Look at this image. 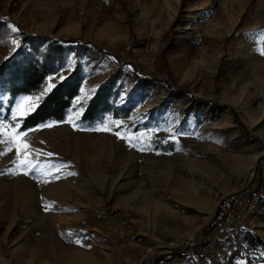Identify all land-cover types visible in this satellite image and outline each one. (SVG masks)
<instances>
[{
	"label": "rangeland",
	"instance_id": "rangeland-1",
	"mask_svg": "<svg viewBox=\"0 0 264 264\" xmlns=\"http://www.w3.org/2000/svg\"><path fill=\"white\" fill-rule=\"evenodd\" d=\"M0 21V65L19 57L23 34L76 38L161 80L125 79L127 116L108 115L113 131H96L101 123L81 116L115 64L86 65L84 52L85 80L65 120L25 137L41 150L34 161L59 169L11 174L15 148L0 143V264H264V0H0ZM75 65L69 52L38 95L10 102L0 93V141L21 123L17 104L40 97L37 106ZM229 194L243 202L240 223L204 234ZM245 233L261 239L260 251L244 247ZM178 248L184 257L157 260Z\"/></svg>",
	"mask_w": 264,
	"mask_h": 264
},
{
	"label": "trees",
	"instance_id": "trees-1",
	"mask_svg": "<svg viewBox=\"0 0 264 264\" xmlns=\"http://www.w3.org/2000/svg\"><path fill=\"white\" fill-rule=\"evenodd\" d=\"M18 47L16 54L19 57L5 60L0 65V93L9 96L10 102L19 95H38L44 89L48 77L60 70L69 52L73 53L76 61V65L66 79L62 83L58 82L57 87L43 96L34 110L21 119V130L34 128L49 121L65 120L68 110L80 95L85 80L86 75L80 64L84 52L87 53V60L84 61L86 65L102 57L111 58L115 64V70L85 105L80 120L84 125L104 122L108 115L115 118L127 116L128 109L119 102L121 91H130V86L124 83L125 79L131 78L138 85L141 82L161 81L142 75L133 64L122 62L106 49L82 39H50L45 36L23 34ZM165 86L172 90L170 85ZM258 182H253L252 185ZM211 225L209 223L203 228L204 234ZM241 240L247 248H258L261 245V239L250 233L243 234ZM184 254L185 250L178 248L172 250L170 254L157 257V260L168 262L176 257H184Z\"/></svg>",
	"mask_w": 264,
	"mask_h": 264
},
{
	"label": "snow or ice",
	"instance_id": "snow-or-ice-1",
	"mask_svg": "<svg viewBox=\"0 0 264 264\" xmlns=\"http://www.w3.org/2000/svg\"><path fill=\"white\" fill-rule=\"evenodd\" d=\"M12 31H17L16 28H13ZM262 44H264V35L261 36ZM16 44V41H13ZM260 54L264 55V46L260 49ZM66 79V77L61 76V83ZM57 85L49 84L45 88V92L54 89ZM40 97H36L33 100L31 97L25 98L23 101L19 102L16 106V110L11 113L13 121L17 119V117H25L31 110H34L36 107V101H38ZM25 103H27V107H25ZM79 103V100H77ZM68 123H72L73 127H76V124L73 123V117L70 115L68 117ZM116 123L117 127H120L119 122ZM52 126V125H48ZM0 127L6 128V125H0ZM21 124H16L13 131L11 133H5L4 140L0 141V143H5L9 146V151H12V148H15V160L13 163L15 164V169H10L11 174H16L18 171L23 170V174L32 175L33 177L40 178L42 176L47 175L46 170H50L52 168L59 169L60 165L57 164H44L32 159L33 156L39 155L41 150L34 149L31 147L30 143L25 139L27 136V130L20 131ZM96 131H113L112 128L109 127L108 124L101 122V126L95 128ZM115 134L118 138L127 139L131 146L135 147L137 143L140 142V138H134L131 136L121 135V132L115 131ZM140 150H144L141 148ZM52 153H47V156H52ZM72 173H69L71 175ZM60 176L54 175L51 176L50 179H59ZM45 182H48L47 180ZM50 206H45V209L48 210Z\"/></svg>",
	"mask_w": 264,
	"mask_h": 264
},
{
	"label": "built area",
	"instance_id": "built-area-1",
	"mask_svg": "<svg viewBox=\"0 0 264 264\" xmlns=\"http://www.w3.org/2000/svg\"><path fill=\"white\" fill-rule=\"evenodd\" d=\"M247 178H248V182L246 185L248 186L252 180V177H250V178L247 177ZM261 179H262V174H261ZM263 179H264V175H263ZM246 191L251 192L250 190H248V187H247ZM234 193H238V192H234ZM228 196L232 200L226 201L227 200L226 198L223 199L222 203L219 205L218 210L216 211V213H215V215L211 221L212 225H218L219 224L220 226L226 228V227L232 226V224H234L236 221L240 223V221L238 219L239 217L237 214V209L239 206H241L243 204V202L240 199H237V197L234 198L236 196V194H229ZM252 207H254V204ZM184 245L186 247H189V248L194 247L195 241H194L193 237H186V239L184 240ZM249 250L260 251L261 249L251 248ZM261 259H264V255L261 257Z\"/></svg>",
	"mask_w": 264,
	"mask_h": 264
},
{
	"label": "bare ground",
	"instance_id": "bare-ground-1",
	"mask_svg": "<svg viewBox=\"0 0 264 264\" xmlns=\"http://www.w3.org/2000/svg\"><path fill=\"white\" fill-rule=\"evenodd\" d=\"M86 185V184H85ZM85 185H83L82 187L83 188H80V190H82V191H84L85 189H86V187H85ZM71 187V186H70ZM69 187H68V185H65L64 187H62L61 189H58L57 191L59 192V194H64L66 191H67V189H68ZM86 191V190H85ZM58 192H56L55 194H58ZM61 195V196H62Z\"/></svg>",
	"mask_w": 264,
	"mask_h": 264
}]
</instances>
